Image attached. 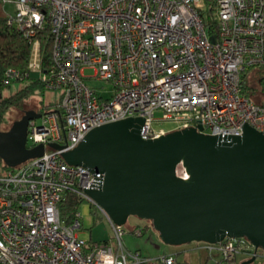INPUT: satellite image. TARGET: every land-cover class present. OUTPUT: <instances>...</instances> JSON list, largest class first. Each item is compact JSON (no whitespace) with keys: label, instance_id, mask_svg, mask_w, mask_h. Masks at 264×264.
Masks as SVG:
<instances>
[{"label":"built area","instance_id":"built-area-1","mask_svg":"<svg viewBox=\"0 0 264 264\" xmlns=\"http://www.w3.org/2000/svg\"><path fill=\"white\" fill-rule=\"evenodd\" d=\"M213 2L215 37L205 26V0H0L4 8L15 5L7 24L31 41L27 74L39 72L46 90L61 92L59 104L29 124L27 147L44 145L43 156L0 175V264L176 263L173 255L150 258L128 250L124 226L87 194L102 175L68 165L62 153L93 129L129 118L144 120L143 140L199 126L221 138L242 136L246 125L264 133V104L242 88L246 74L264 69V0ZM46 31L52 56L43 71L40 36ZM20 77L10 69L1 84ZM90 81L111 87L100 92ZM157 121L176 128L157 129ZM177 175L188 178L182 165ZM67 193L89 201L109 221L116 247L80 238V213L70 224L61 218ZM202 245L219 251L220 264H233L240 255L259 257L246 238Z\"/></svg>","mask_w":264,"mask_h":264},{"label":"water","instance_id":"water-1","mask_svg":"<svg viewBox=\"0 0 264 264\" xmlns=\"http://www.w3.org/2000/svg\"><path fill=\"white\" fill-rule=\"evenodd\" d=\"M39 77V72L30 74ZM41 117L26 111L8 131H0L5 166L15 168L43 156L44 145L27 147L29 124ZM143 124L141 118H129L103 125L62 153L68 165L102 175L100 186L89 189L88 196L118 226L131 217L150 221L166 245L246 238L264 251V133L246 125L242 136L221 138L199 126L143 140ZM180 165L187 179L177 175Z\"/></svg>","mask_w":264,"mask_h":264},{"label":"rangeland","instance_id":"rangeland-1","mask_svg":"<svg viewBox=\"0 0 264 264\" xmlns=\"http://www.w3.org/2000/svg\"><path fill=\"white\" fill-rule=\"evenodd\" d=\"M6 11L8 13L13 14L15 12V5H8L6 7ZM87 74H93L92 70H88ZM32 82L31 80H26L23 82H15L10 87L3 88L4 96H10L16 93L18 90L24 88L25 86L29 85ZM89 85L96 87L101 92L102 86L107 88L111 87V85L102 83V82H95L90 81L88 82ZM248 85L252 88V90H247V95L256 103L264 104V83L261 81V74L258 72V69H254L249 73L248 77ZM61 95L60 91H42L41 89L36 90L30 98L24 103L22 109H13L7 118V121L2 125L0 131L6 132L8 131L12 125L20 120L26 111H36V112H48L49 110L53 109L54 107L48 106L50 102H56L59 100ZM163 117V113L161 111H157L155 113V119L161 120ZM38 123H41V120H38ZM154 127L157 129H165L167 131H173L176 128V125L170 121H157L154 123ZM6 167L4 162L0 159V175L6 172ZM78 213L81 215L82 221V228L79 230L78 234L79 237L89 241L93 239L95 242L109 240L113 247H116V239L112 229L111 224L109 221L103 217V215L95 210V208L91 205V203L87 200L83 201L79 205ZM136 223L141 224L140 226L143 227L144 224H150L151 222L148 220H142L137 217H131L126 225H124L125 234L123 237L125 246H129L127 244V239H133L134 241H142L144 247H151V249H159L166 247H171L172 249H179L181 247H189L190 245L195 244H203L202 242H193L191 244H186L182 246H170L166 245L160 239L159 233L151 227V229L143 236H138L133 232ZM131 248V247H129ZM161 248V249H160ZM135 250V249H132ZM162 251V250H161ZM217 252V251H212ZM182 255L179 256L178 262L180 264L183 263ZM244 258L247 259V255H240L237 257V261L233 264H243ZM254 264H264V251L259 250V257L256 259Z\"/></svg>","mask_w":264,"mask_h":264},{"label":"trees","instance_id":"trees-1","mask_svg":"<svg viewBox=\"0 0 264 264\" xmlns=\"http://www.w3.org/2000/svg\"><path fill=\"white\" fill-rule=\"evenodd\" d=\"M205 2L208 4L207 9L204 10V14L207 16V19H205V26L209 34L215 37L217 36V25L212 17L214 16L216 8L213 0H205ZM40 40L42 70L47 71L51 65L52 56V40L49 32H43L40 36ZM31 51V41L28 40L24 33L15 26L12 27L7 24L6 8L0 4V128L7 121L9 113L13 109H22L24 103L36 90L41 89L44 92L48 91L45 89L41 79H32L27 74ZM10 69L18 70L21 73V77L18 79H12L7 86H3L1 81ZM258 72H260L261 81L264 83V69H258ZM248 77L249 74H246L242 80V88L244 89L245 94L248 89L252 90V88L248 85ZM31 79L32 82L29 85L10 96H4L3 88L10 87L15 82H23ZM59 100L56 102H50L48 106H57L59 104ZM40 113L45 112L40 111ZM5 167L6 169H9L7 166ZM82 202L83 200L75 194L67 193L59 206L61 218L68 224L72 223L78 213L79 205ZM136 230H140V236H142L145 229L139 228L135 229L133 232H136ZM89 242L95 243L93 240H89ZM220 262L221 260H219L217 264H220Z\"/></svg>","mask_w":264,"mask_h":264},{"label":"crops","instance_id":"crops-1","mask_svg":"<svg viewBox=\"0 0 264 264\" xmlns=\"http://www.w3.org/2000/svg\"><path fill=\"white\" fill-rule=\"evenodd\" d=\"M135 229H145L143 232V235H145L152 227L150 224H144L143 227H141L139 223H136ZM133 230V231H134ZM142 235V236H143ZM141 237V236H140ZM93 240V239H90ZM101 242H110L109 240L105 241H99ZM125 244V243H124ZM127 244L129 246H126V248L130 251H136L141 253L142 255L150 258H157L164 255H173L176 259L175 264H180L178 262L179 256L182 255L183 257V263L182 264H217L220 260V253L217 252H210L207 249L203 248L204 246L202 244H195L190 245L189 247H181L179 249H172L171 247L166 248H160L159 249H151V247H144L142 241H134L133 239L128 238ZM131 247V248H129ZM135 249V250H132ZM249 260L248 258H244V262ZM237 261V260H236Z\"/></svg>","mask_w":264,"mask_h":264}]
</instances>
